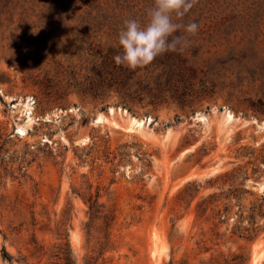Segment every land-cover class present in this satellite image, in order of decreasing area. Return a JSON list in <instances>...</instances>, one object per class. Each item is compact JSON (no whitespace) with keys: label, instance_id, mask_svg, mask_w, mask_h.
<instances>
[{"label":"rangeland","instance_id":"374dc122","mask_svg":"<svg viewBox=\"0 0 264 264\" xmlns=\"http://www.w3.org/2000/svg\"><path fill=\"white\" fill-rule=\"evenodd\" d=\"M153 6L0 0V264H10L4 247L39 264L34 234L49 251L42 264L67 237L80 263L103 252L99 264H225L243 252L264 264V0H196L173 14L198 24L178 34L196 88L212 94L187 106L137 100L134 114L119 103L124 92H83L98 51L119 48L124 21L145 25ZM132 118L147 125L132 128ZM196 180L203 188L188 208L178 198ZM98 192L115 216L108 240L102 220L86 229L83 197ZM203 198L214 204L200 219Z\"/></svg>","mask_w":264,"mask_h":264},{"label":"trees","instance_id":"16d2710c","mask_svg":"<svg viewBox=\"0 0 264 264\" xmlns=\"http://www.w3.org/2000/svg\"><path fill=\"white\" fill-rule=\"evenodd\" d=\"M176 35L179 34L177 33ZM121 52V46L119 48L110 47L107 52L103 50L98 51V55L96 56L100 58V61L93 66V81H91L89 87L83 89V92L96 94L102 89H117L124 92L125 96L122 97L119 103L127 107L134 114H136L134 104L137 100L144 101L149 99L150 104L155 108L171 101L187 106L198 99L200 95L208 96L213 93L212 90L208 91L205 83L202 84V90L196 88L197 71L187 63L181 50L165 52L157 56L151 64L144 66L145 68L156 67L157 69H161L158 76L152 79L138 76L142 67L133 70L122 65H116L113 57ZM201 91H204V93H201ZM202 188L201 182L197 180L189 181L180 192L178 198L180 203H188L189 208L201 193ZM214 197L211 196V199H214ZM83 199L89 205L88 213L90 221L86 224L88 234L91 235L94 227L102 220L106 239L108 240V229L115 220L114 214L108 212L105 204L101 202L99 192L96 195L91 193L88 197H83ZM213 204L214 202H210L208 198L201 199L196 206L198 218L202 219L205 217ZM177 234L178 229L174 226L171 238H175ZM248 237L251 238V235ZM32 242L34 243L32 255L38 254L37 257L40 258L39 264H42L43 260L48 256L49 251H47L45 245L38 242L36 234H34ZM54 249L50 255V258L54 259V261L50 264H99V260L104 254L102 252V255L98 257L88 255L84 258V262L80 263L68 237L65 242L55 245ZM3 259L10 264H32L30 257H17L10 253L6 247L3 248ZM171 264H188V261H176L172 259ZM225 264H247V259L243 252L234 253L230 260H226Z\"/></svg>","mask_w":264,"mask_h":264},{"label":"clouds","instance_id":"9594fccd","mask_svg":"<svg viewBox=\"0 0 264 264\" xmlns=\"http://www.w3.org/2000/svg\"><path fill=\"white\" fill-rule=\"evenodd\" d=\"M195 3L196 0H154L145 25L142 26L136 19H126L118 34L122 52L113 57L115 64L134 70L151 64L165 52L182 51L188 41L186 36L176 33L183 29L187 35H195L198 24L192 22L182 25L174 22L173 14L181 18Z\"/></svg>","mask_w":264,"mask_h":264},{"label":"bare ground","instance_id":"6f19581e","mask_svg":"<svg viewBox=\"0 0 264 264\" xmlns=\"http://www.w3.org/2000/svg\"><path fill=\"white\" fill-rule=\"evenodd\" d=\"M111 112H114V109H111ZM230 118H231V116H230ZM100 120L104 121V118L101 116ZM131 123H132V128H134V126L142 128V127H145L147 125V124L145 125V122H143V120H137L136 118H132ZM20 131L22 133H25V130L23 128H21Z\"/></svg>","mask_w":264,"mask_h":264},{"label":"water","instance_id":"95a60500","mask_svg":"<svg viewBox=\"0 0 264 264\" xmlns=\"http://www.w3.org/2000/svg\"><path fill=\"white\" fill-rule=\"evenodd\" d=\"M100 117H101V116H96V118H95L94 121H95V122H101ZM19 134H21V133H19Z\"/></svg>","mask_w":264,"mask_h":264}]
</instances>
